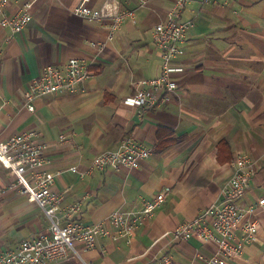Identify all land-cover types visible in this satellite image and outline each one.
<instances>
[{
    "label": "crops",
    "instance_id": "0c3cea01",
    "mask_svg": "<svg viewBox=\"0 0 264 264\" xmlns=\"http://www.w3.org/2000/svg\"><path fill=\"white\" fill-rule=\"evenodd\" d=\"M26 0H9L15 15ZM29 0L31 21L12 34L0 25V141L35 130L47 141L51 171L71 165L82 171L99 152L129 135L151 148L138 168L63 171L53 187L63 203L81 201L78 220L94 223L113 210H140L164 191L163 202L142 220L130 242L109 225L83 253L94 264H150L168 252L178 264H203L195 253L210 254L217 244L195 238L170 243L168 233L218 200L238 153L255 161L242 204L264 198V0H187L179 19L190 21L177 90L166 104L149 110L123 98L133 82L156 76L161 60L154 26L165 21L174 0ZM84 2L92 12L106 7L134 9L109 36L112 18L89 20L72 12ZM104 42L103 49L90 42ZM72 57L89 64L90 76L72 93L36 98L24 92L46 64L63 66ZM157 93V92H156ZM64 133L68 141L59 142ZM256 238L243 245L234 264H264V205L258 206ZM49 230L35 202L20 192L15 175L0 163V249ZM51 264H77L70 256Z\"/></svg>",
    "mask_w": 264,
    "mask_h": 264
},
{
    "label": "built area",
    "instance_id": "2783aa9c",
    "mask_svg": "<svg viewBox=\"0 0 264 264\" xmlns=\"http://www.w3.org/2000/svg\"><path fill=\"white\" fill-rule=\"evenodd\" d=\"M186 2L187 0H174L167 19L154 26L153 43L161 60L160 72L154 77L133 82L135 88L123 98L126 105L149 110L166 104L176 92V74L183 70L179 58L184 53L186 32L191 24L190 21L179 19L180 10ZM8 3L9 0H0V25L8 27L12 35L31 21V15L28 10L29 0L24 2L21 11L15 15L7 14ZM139 3L141 6L143 1ZM72 12L89 20H101L110 16V36L124 20H134L135 10L106 7L99 12H92L82 2ZM90 44L97 46L99 50L104 47V42L92 41ZM89 76V64L76 57L68 59L63 66L46 64L29 83L24 92L23 103L32 111L36 98L58 92L72 93ZM37 135L35 130H25L0 141V163L15 175L21 194L35 202L43 211L49 221V230L22 238L13 248L0 249V264H51L70 256L76 259L77 264H94L91 260H86L83 253L96 247L98 237L111 234L109 225L129 243L138 224L163 202L164 191L144 201L140 210L117 208L94 223L78 220L82 202L63 203L64 194L53 187L60 173L71 171L83 176L94 170L130 171L139 167L141 160L151 153V148L129 135L116 147L96 154L82 171L75 165L51 171L47 168L51 160L46 153L50 144L38 141ZM58 141L65 142L68 138L61 133ZM230 166V175L221 187L218 200L194 218L178 224L167 235L170 243L192 238L204 243L215 242L217 247L210 254H194L203 264H234L243 245L257 236L259 222L256 209L264 205V198L251 205L241 202L254 172L255 161L247 154L238 153L231 160ZM150 264L178 262L163 250L151 256Z\"/></svg>",
    "mask_w": 264,
    "mask_h": 264
}]
</instances>
